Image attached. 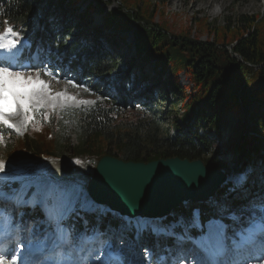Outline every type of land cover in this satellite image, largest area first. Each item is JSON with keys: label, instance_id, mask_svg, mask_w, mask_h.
I'll list each match as a JSON object with an SVG mask.
<instances>
[{"label": "trees", "instance_id": "16d2710c", "mask_svg": "<svg viewBox=\"0 0 264 264\" xmlns=\"http://www.w3.org/2000/svg\"><path fill=\"white\" fill-rule=\"evenodd\" d=\"M32 1L0 0V31L7 21L21 33L23 42L34 46L38 42L41 44L53 76L86 86L101 97L89 108L70 109L61 117L52 113L49 121L37 115L39 130H36L37 125L29 124L22 136L12 129L4 130L0 157L6 162L43 159L56 176L83 183H87L92 173L90 165L104 154L132 162L169 157L201 159L206 167L220 169L226 176L240 175L239 181L227 180L212 203L187 201L161 221H147L141 237L143 244L151 251L159 247L165 254V248L171 243L161 235L162 231L170 232V238L176 233L185 238L197 236L192 226L195 210L202 230L209 218L218 216L217 208L220 206L222 211L241 218L233 225L234 230L245 225L251 215L243 206L259 203L264 187V13L226 18L224 24H217L216 20L208 22L205 16L194 17L191 22L198 29V34L206 31L209 35V39L202 41L198 36L190 37L189 28L182 29L177 35L169 31L165 21L156 22L155 15L164 14L156 0H120L109 11L106 8L113 0H89V11L103 13L104 28L132 33L133 53L139 62H152L158 72L169 73V81L176 85L178 73L183 72L188 77L192 91L186 93L185 89H178L184 98L180 106L182 111L166 129L156 119L161 116L157 111L148 119L137 111L128 114L130 104L126 97L140 80L136 77L124 79V67L108 45L103 47L98 42L93 47L67 40L74 31L67 18L61 17L49 23L41 18L37 3ZM110 74L120 82V92L104 90ZM144 99L152 102L151 95ZM240 109L249 112L248 117L254 123L253 133L249 137L242 136L231 153L208 156L221 136L220 120L229 112ZM66 116H71L74 121L73 131L63 122ZM210 132L215 134V138ZM70 133L74 134L76 143L71 141ZM93 208L92 213L73 214L67 226L86 234L99 223L119 229L116 212H103L100 215L103 223H98L96 219L100 209ZM20 210L23 215L18 222L27 217L24 209ZM35 214H30L29 218L34 217L33 222L41 229L43 225L36 223L35 217L41 213L35 210ZM171 223L176 225L170 231ZM153 228L159 233L158 238H155ZM119 231L120 237L126 239L136 235L133 221L124 224ZM121 253L126 257L128 251L122 248ZM159 259L156 255L152 263L160 264Z\"/></svg>", "mask_w": 264, "mask_h": 264}, {"label": "rangeland", "instance_id": "374dc122", "mask_svg": "<svg viewBox=\"0 0 264 264\" xmlns=\"http://www.w3.org/2000/svg\"><path fill=\"white\" fill-rule=\"evenodd\" d=\"M162 10H164L163 16H159L158 14L155 15V21L161 22L165 21L166 25L170 32L180 35L182 29H190V37L198 36L200 40L204 41L209 39V35L206 31L201 32L198 34V29H196L194 23L191 20L194 17H202L205 16L208 19V22L217 21V24H224L226 23V18L234 19L235 17L242 16V15H250V14H257V13H264V0H156ZM33 4L37 3V6L40 11L41 18H44L47 22H52L59 20L61 17H66L68 22L70 23L71 27H74V31L72 35L68 36L67 40L71 42H78L85 46H93L96 47L98 42L102 43V46L105 47L108 45V49L111 52H114L117 55V60L121 65H123L125 74L123 75L124 79L128 78L133 80V77L140 80V82H136L134 85V89L130 96L126 97L127 102L130 104L129 112H139L142 114L144 119L151 118L153 116V112L157 111L161 116H157L156 119H159L163 127L168 129L172 123V119H176L178 117V113L182 110L180 108L181 103L183 102L184 98L179 92L178 89H185L186 93H191L192 91V84L190 83L188 77L180 72L176 75L178 79L177 85L173 84L169 81V73H160L158 69H156L152 62L144 63L140 62L139 60L133 57V37L131 32L126 33H119L116 32L112 28H104L102 23L103 16L99 11H89L88 3L89 0H77V2H64L61 3L60 1L56 0H34L32 1ZM120 0H113L112 4L107 7V11L115 8L119 4ZM154 3V1H151ZM161 10V11H162ZM62 19V18H61ZM125 44V45H123ZM26 49L24 50V58L22 59V63L25 65L31 64L34 67L30 70L31 74L35 76L37 73L40 74V78L44 80L49 85V90L52 94L55 93H66L68 95L76 96L77 100H87L89 103L87 105H77L75 102H69L70 106L66 109L61 108L57 105L55 109V114L60 116L65 115L68 109H74L78 107H91L95 104L97 100L100 99V95L98 93H94L89 90L87 87L76 84V83H69L68 80H61L53 75H45L43 68L44 66L48 65L46 58L42 56V49L39 45L31 49L30 44L24 43ZM22 49L17 53V58L20 56ZM19 59V58H18ZM120 82L117 81L112 74L107 76V82L103 86L104 90H109L112 93L121 91ZM124 89L122 90V92ZM124 93V92H123ZM151 95V100L147 101L145 104H142V101L145 96ZM141 101V102H140ZM94 102V103H93ZM44 110L51 112V109L47 106ZM249 112L243 109L238 110V112H229L225 117L220 120V132L221 136L217 141L216 148L212 152L209 153L208 156L215 154L216 156H225L231 153V149L235 146L237 142L241 140V137H249L250 134L253 133L254 123L248 117ZM70 119V118H67ZM69 129L73 131L72 123L68 120L67 121ZM18 134L23 133V127ZM212 138H215V134L213 132L209 133ZM72 142L76 143L75 136L70 133ZM0 159H3L0 157ZM4 160V159H3ZM31 160H22L17 162H6V166L16 167L21 166L24 163H27ZM37 163L36 170L38 173L33 177L31 181H26L30 183H57L62 188H66L69 191L77 194L81 201L87 200L88 202L92 203V200L87 197L86 192V184L83 182H78L74 180H63L59 176H56L51 168L50 165L47 163L46 160L43 159H34L32 160ZM97 161V159H96ZM95 161V162H96ZM95 164V163H94ZM94 164L90 165V169L94 166ZM249 172V171H248ZM251 174V173H250ZM56 178V179H54ZM230 180L234 182L239 181V176L231 177ZM71 183V184H70ZM19 186V185H18ZM264 191V187H263ZM87 195V196H86ZM212 198V197H211ZM210 198V199H211ZM213 199V198H212ZM252 205V204H249ZM261 205H264V198L262 199ZM260 206H250L249 209L254 212L258 211ZM94 206V205H93ZM9 208L7 210L10 213H15L16 217L18 216L17 207L12 205L11 203L4 204V208ZM95 207H102L101 204H96ZM223 207H218L219 211H222ZM7 211V213H9ZM194 228H199V223L197 220V210L194 211ZM224 214H222L223 216ZM129 220L135 221V224L139 223L141 225L145 224L146 218L136 219L131 218ZM45 220H41L44 225V228L35 233L34 236L31 235V230L29 221H26V225L22 227H12L9 231L10 233L15 232V239L16 245L13 249L15 256L21 259V254L23 258L26 255L27 250H31L30 247H39L45 243V236L48 234V225L44 222ZM176 224L170 225V229ZM212 225L214 228L215 226L220 225L217 220H210L205 225V232L196 238L194 244L199 245V242L203 241L204 238L207 236L209 232V226ZM32 226V225H31ZM145 226V225H144ZM121 229L122 227L119 226ZM144 228V227H143ZM142 228V229H143ZM117 232V231H116ZM26 234V236H25ZM233 235L230 234L229 237ZM236 236V232L234 233ZM25 238V239H24ZM44 238V240H43ZM225 239V243L228 244L226 241L227 237H223ZM23 241V242H22ZM49 241L45 243L47 246L49 245ZM21 242L22 244H18ZM29 246L28 248V245ZM120 247L124 245L119 243ZM115 247L112 245V249L115 251H120L119 247ZM20 247V248H19ZM262 249L264 250V244H262ZM229 248L227 247V250ZM43 253H47L48 250L44 248L42 251ZM252 250L246 251L245 255L250 257V253ZM264 252H256L254 256L247 259L246 261L239 262L240 257L233 256V261H237L238 264H264ZM97 252H89L87 253V257H91V264H99V258L104 257L105 254L102 252L100 255L95 256ZM188 258V256H187ZM182 261V259H178L173 264H200L194 261V258L190 257L186 261V259ZM229 260V259H228ZM192 261V262H191ZM231 261V260H229ZM231 261V262H233ZM150 264V259H143V260H135L134 254L129 253L127 263L123 262L121 259V264ZM36 264H40V260L36 261Z\"/></svg>", "mask_w": 264, "mask_h": 264}, {"label": "snow or ice", "instance_id": "6c2138e0", "mask_svg": "<svg viewBox=\"0 0 264 264\" xmlns=\"http://www.w3.org/2000/svg\"><path fill=\"white\" fill-rule=\"evenodd\" d=\"M4 25L3 31H0V143H4L3 131L6 129L19 132L22 127L29 124L37 125V115L42 117V120L49 121L57 105L66 109L70 106L69 102H75L77 105L89 103L87 100H77L76 96L66 93L52 94L49 85L40 78L39 73L35 76L31 74L30 70L34 66L25 65L17 58L24 40L21 33L9 26L7 21H4ZM43 71L45 75H52L47 66H44ZM46 106L51 112L41 111ZM36 130H39L38 125ZM6 172V162L0 159V173ZM18 179L13 177L6 183L4 178H0V236L10 231L13 223L11 215L3 208L5 202L18 208L35 209L39 206L44 211V222L49 228L45 243L48 240L53 241L52 246L55 249L54 255L45 256L40 264H91V257H77L72 249L75 248L77 239L84 243L92 238L83 234L77 237L74 235V228L67 226L65 221L73 214L92 213L95 210L92 204L87 200L81 201L77 194L55 182L33 184L21 180L19 186H16ZM232 219L239 221L241 218L234 215ZM135 227L141 229L145 226L137 223ZM221 236L219 228L209 226L207 236L198 245L205 253L200 264H227L223 259L225 249ZM236 236L239 237L238 247L257 237H264V205L249 216L246 224L236 232ZM8 257L10 260H7V264H16L14 250L9 252L6 247L0 245V264H6ZM21 264H24L22 254ZM99 264H121L120 253L109 251L107 258H99ZM233 264L238 262L233 261Z\"/></svg>", "mask_w": 264, "mask_h": 264}, {"label": "water", "instance_id": "95a60500", "mask_svg": "<svg viewBox=\"0 0 264 264\" xmlns=\"http://www.w3.org/2000/svg\"><path fill=\"white\" fill-rule=\"evenodd\" d=\"M226 178L201 159L132 162L105 154L97 159L86 190L93 201L122 215L156 218L187 200H207Z\"/></svg>", "mask_w": 264, "mask_h": 264}, {"label": "bare ground", "instance_id": "6f19581e", "mask_svg": "<svg viewBox=\"0 0 264 264\" xmlns=\"http://www.w3.org/2000/svg\"><path fill=\"white\" fill-rule=\"evenodd\" d=\"M36 168H37V163L32 161V160L27 162V163L22 164L21 166L17 167V169L15 170L16 172H18V175H19V176H17V178L23 179L25 181H31L33 179V177L36 175V173H38ZM43 250H44V248L41 251H43ZM42 253L43 252H40L38 250L35 254H32V255L28 256L26 262L27 263H31L32 262V264L33 263L35 264L34 259L38 255L41 258L43 257V255H47V256L51 255V253L49 251L47 253H43V254ZM262 255H264V253ZM225 261H227V264H233V262L229 261L228 259H226Z\"/></svg>", "mask_w": 264, "mask_h": 264}]
</instances>
